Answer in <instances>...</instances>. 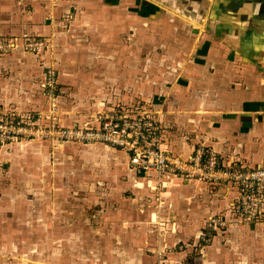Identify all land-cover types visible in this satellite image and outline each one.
<instances>
[{"label":"crops","instance_id":"1","mask_svg":"<svg viewBox=\"0 0 264 264\" xmlns=\"http://www.w3.org/2000/svg\"><path fill=\"white\" fill-rule=\"evenodd\" d=\"M169 7L0 0V110L43 113L53 67L64 127H98V113L122 110L158 122L174 157L206 145L222 164L264 167V0ZM25 36L47 46L28 51ZM8 42L17 48L1 50ZM1 160L15 176L0 179V224L14 227L0 230V264H264V223L235 214L232 183L146 172L127 152L87 143L19 139L0 143ZM66 186L88 198L82 219L63 213ZM213 219L223 225L211 229Z\"/></svg>","mask_w":264,"mask_h":264},{"label":"built area","instance_id":"2","mask_svg":"<svg viewBox=\"0 0 264 264\" xmlns=\"http://www.w3.org/2000/svg\"><path fill=\"white\" fill-rule=\"evenodd\" d=\"M27 39V36H25ZM14 42L3 44L1 50L15 49ZM47 46L46 40L27 39L24 48L40 53ZM46 110H0V143L47 141L51 143H87L111 146L127 152L132 163L146 172H158L181 176L189 180L216 183H232L239 189L234 205L235 214L242 222L264 223V167L245 168L236 164H222L217 152L211 146H198L186 159L174 157L163 146L162 128L148 116L130 117L122 110L97 114L98 127L83 126L67 128L60 124V81L57 70L49 67L43 85ZM222 226L219 220L209 223ZM205 237L204 243H210Z\"/></svg>","mask_w":264,"mask_h":264},{"label":"rangeland","instance_id":"3","mask_svg":"<svg viewBox=\"0 0 264 264\" xmlns=\"http://www.w3.org/2000/svg\"><path fill=\"white\" fill-rule=\"evenodd\" d=\"M165 1V4H166V6L167 7H171V8H173V5L176 3V1H179V0H175L174 2H170V5H169V1L168 0H164ZM169 7V8H170ZM183 10L185 9L184 7L182 8ZM181 17H182V15H180ZM173 17V16H172ZM181 19H184L183 17L181 18ZM180 20V19H179ZM184 21H186L185 19H184ZM1 162H3V160H1L0 161V163ZM10 166V165H9ZM54 170V169H53ZM66 172V171H65ZM61 175H62V177H66V175H67V173L65 174L64 172H61ZM11 176H15V174H13V175H10V170L8 171V170H4L3 172H2V174L0 173V179L2 178V177H4L5 179H9V177H11ZM47 181H48V184H51V186H48L47 188H48V190L49 191H51V193H52V190L50 189V188H52V187H59L60 185L58 184V181L56 180V177H55V172L53 171V172H51L49 175H48V178H47ZM61 186H63V185H61ZM74 188L72 189V188H69V186L67 187L66 186V190H65V199L64 200H67V201H65V211L63 212L64 214H66V215H71L72 213H75V214H78V216L80 217L79 219H82V216L84 215V214H88L87 213V211H88V207L86 206V202L84 203V201L86 200L87 201V197H86V194L83 192V189H80V190H78V189H76V186H73ZM0 188H1V185H0ZM61 192V191H60ZM40 193H43V191H38L37 192V196H40ZM68 194H70V197H67V195ZM43 198H44V196H42ZM48 198L50 199V198H52V196H49L48 195ZM61 198V197H60ZM82 198H84V199H82ZM79 202H78V201ZM35 203H36V201H34ZM34 208V207H33ZM32 208V209H33ZM14 224H11V226H13ZM32 227H35V226H32ZM16 228V227H15ZM0 230L2 231V232H7V231H13L14 230V227H12V228H8V226L6 225V224H0ZM17 230L19 231V233H21V229H18L17 228ZM27 232H28V236L29 237H31V235H33L32 233L34 232L33 230H32V228H30V229H27L26 230ZM31 239V238H30ZM37 241V240H36ZM92 240H90L89 242H91ZM211 241H212V238H211ZM30 243H31V246L32 245H35V243L36 242H34V240H30L29 241ZM211 243V242H210ZM207 244V243H206ZM209 244V243H208ZM244 248H245V251L244 252H241V255H242V257H244V258H246L245 257V255L248 253L247 252V250H246V245L244 246ZM253 256H252V260H253ZM242 264H247V261H242Z\"/></svg>","mask_w":264,"mask_h":264}]
</instances>
